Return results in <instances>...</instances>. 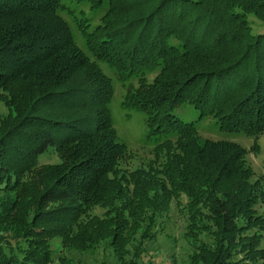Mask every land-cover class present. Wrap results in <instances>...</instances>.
Returning <instances> with one entry per match:
<instances>
[{"label":"trees","instance_id":"obj_1","mask_svg":"<svg viewBox=\"0 0 264 264\" xmlns=\"http://www.w3.org/2000/svg\"><path fill=\"white\" fill-rule=\"evenodd\" d=\"M252 18L264 28V0H0V264H51L55 239L146 264L174 202L188 223L181 264H264V182L245 148L198 131L211 116L223 131L264 134V29ZM99 63L127 87L123 110L146 116L147 167L121 168L131 154ZM52 154L60 162L42 164Z\"/></svg>","mask_w":264,"mask_h":264},{"label":"rangeland","instance_id":"obj_2","mask_svg":"<svg viewBox=\"0 0 264 264\" xmlns=\"http://www.w3.org/2000/svg\"><path fill=\"white\" fill-rule=\"evenodd\" d=\"M65 4L72 6L69 1H65ZM75 8L77 10L85 9L95 25L100 23L103 12L92 13L87 5ZM61 16L71 25L78 44L86 51L84 40L72 18L65 12H61ZM252 21L255 29H264L256 19L252 18ZM99 65L113 81L114 97L110 105L112 118L119 141L127 146L131 154L130 158L121 162V168L127 171H134L138 168L147 167L148 163L155 158V142L153 141L152 143L148 138L149 129L146 124V116L141 112H126L123 110L122 102L126 95L127 87L118 81L114 71L107 64L99 63ZM156 75H149V81H153ZM132 83L136 86L138 85L137 80ZM6 114V107L0 104V118ZM177 114L186 121H197L200 117V112L191 107H183L177 111ZM198 131L203 139L233 142L245 148L247 150L246 160L255 173V179H261L264 182V134L258 137H249L243 133L223 131L211 116L205 117L198 124ZM59 162L60 159L55 154L42 157V164ZM182 201L183 204H186L187 199L185 196H182ZM104 212L105 210L97 208L94 210L93 215L102 217ZM160 223L157 228V239L148 246V256L144 258V262L147 264L149 260L153 261L154 257L155 264H181L191 252L184 237L188 225L186 214L174 202L169 213L160 220ZM52 247L54 255L51 264H119L112 249L104 244L94 253L78 252L63 248L60 239L53 240ZM131 250L133 251V248ZM130 258H132V255Z\"/></svg>","mask_w":264,"mask_h":264}]
</instances>
